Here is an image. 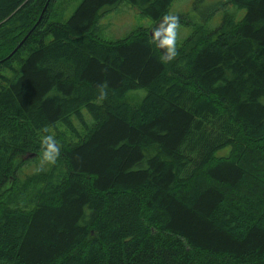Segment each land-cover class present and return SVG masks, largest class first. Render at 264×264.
<instances>
[{
	"label": "trees",
	"instance_id": "1",
	"mask_svg": "<svg viewBox=\"0 0 264 264\" xmlns=\"http://www.w3.org/2000/svg\"><path fill=\"white\" fill-rule=\"evenodd\" d=\"M64 1L0 0V264H264V0L215 1L169 63L97 19L172 0ZM45 127L57 163L19 176Z\"/></svg>",
	"mask_w": 264,
	"mask_h": 264
},
{
	"label": "rangeland",
	"instance_id": "2",
	"mask_svg": "<svg viewBox=\"0 0 264 264\" xmlns=\"http://www.w3.org/2000/svg\"><path fill=\"white\" fill-rule=\"evenodd\" d=\"M80 0H66L62 4L56 5L57 11L60 12L59 17H55V20L64 21L73 12L76 5ZM217 0H172L168 8V13L181 15L183 19H186L187 24L181 23L179 29L177 44L181 43L186 36L192 32L194 25L208 26L213 28L218 25L222 16V9L215 10L211 17H208L206 22L203 17H207L208 7ZM225 8V7H224ZM226 13L238 19L241 17L243 11L235 10L232 6L228 5L225 8ZM161 20L153 21L150 17L140 14L139 9L130 5L125 1H121L113 6L104 7L100 10L99 17L97 19V35L105 40H116L125 37L131 31L141 28L151 31ZM194 24V25H193ZM145 93L143 88L130 91L127 95V99L130 103H135ZM83 112H85L82 109ZM229 152V147H224L215 152V157H224ZM41 161H29L26 163L20 171L19 176L31 173L36 167H40Z\"/></svg>",
	"mask_w": 264,
	"mask_h": 264
},
{
	"label": "clouds",
	"instance_id": "3",
	"mask_svg": "<svg viewBox=\"0 0 264 264\" xmlns=\"http://www.w3.org/2000/svg\"><path fill=\"white\" fill-rule=\"evenodd\" d=\"M180 28V17L172 13H166L159 24L152 28V42L155 43L157 48L163 50L160 58L161 62L169 63L177 58V39ZM107 87L106 82H102L97 86L98 95L96 100L98 102H103L107 99ZM43 133L44 135H42L41 139V165L36 169L37 172L43 171L45 164L54 166L61 155L60 146L55 136L49 132L47 127L43 129Z\"/></svg>",
	"mask_w": 264,
	"mask_h": 264
},
{
	"label": "water",
	"instance_id": "4",
	"mask_svg": "<svg viewBox=\"0 0 264 264\" xmlns=\"http://www.w3.org/2000/svg\"><path fill=\"white\" fill-rule=\"evenodd\" d=\"M40 17V16H39ZM148 34L151 36V31H148Z\"/></svg>",
	"mask_w": 264,
	"mask_h": 264
}]
</instances>
